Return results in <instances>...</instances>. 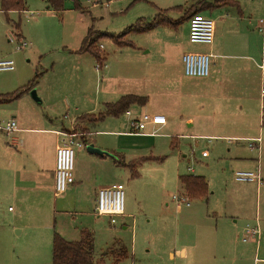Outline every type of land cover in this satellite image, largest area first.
<instances>
[{
  "label": "rangeland",
  "instance_id": "obj_1",
  "mask_svg": "<svg viewBox=\"0 0 264 264\" xmlns=\"http://www.w3.org/2000/svg\"><path fill=\"white\" fill-rule=\"evenodd\" d=\"M26 1L27 11L0 10V57L11 59L14 64L13 70L0 71V123L15 116L16 120H25L29 126L37 129L50 128L48 123L53 124L51 126L63 125L69 128L70 120L75 116L89 110L98 112L102 109L101 103H89V98H85V95L91 91L94 94L95 90L99 93L110 80L105 79V70L95 73L92 57L74 52L80 46L88 28L94 35L98 32L118 34L135 24L139 18L148 20L154 17L158 11L153 6L154 3L161 9L183 6V12L188 14L194 7H199V1H202V4L214 2L78 0L79 7H75L72 0H65L64 10L55 12L47 9L39 0ZM238 9L242 11L241 15H238ZM201 14L214 22V44L191 43L188 40L186 21L183 20L174 28H164V31L159 27L160 30L156 33L159 34L157 36L160 42L155 47V52L160 53L164 47L170 62L178 58L180 51L211 53L210 71L214 64L218 67L226 63L245 67L248 63L259 65L262 59L264 60V32L255 28L259 20L264 18V0H238V6L216 8L211 14L203 10ZM168 16L173 22L178 21L183 13L174 10L168 13ZM232 16L235 18L225 21L226 17ZM12 33L17 35V38H20L21 34L29 43L28 46L17 50L18 41ZM168 35L170 41L162 42L165 40L163 37ZM249 35L253 37L251 59L240 50ZM126 39H133L141 46V53H144L151 38L149 34L142 33L129 34ZM230 42H234V48L230 47ZM99 44L104 47L102 52L109 66L110 54L118 48L108 37L99 38L97 46ZM119 57L122 58V54ZM260 73L259 69L253 68L251 75L258 78ZM234 79H237V76H234ZM33 81L34 84L30 86ZM32 92L36 94L35 98ZM143 92L148 91L144 89ZM238 96L235 92V103ZM6 98L7 100L1 101ZM47 104L52 105V111L47 109ZM94 107L95 109H92ZM126 117H107L91 129L76 124L81 137H86L91 130L85 146H73V177L78 174L81 181L78 179L73 187L68 185L66 190L57 196L52 189L43 190L39 197H34L28 190L23 195L20 192L14 193V178L8 175L9 180L0 187V264H51L53 233L72 241L80 238V231L83 229L89 230L93 235L95 259H102L101 254L118 241L128 251L127 258L118 264H133L148 248L172 241L175 225L181 222V216L177 214L175 203L171 200L172 195H181L179 175L206 172L211 177V184L218 191L224 192L226 188L237 190L241 185L234 182L233 172L250 171L254 168L250 162L253 160L247 159L254 155L245 150H250L248 144L254 141H249V137L258 136L259 140L264 139V125L261 133L259 129L252 131L240 128L229 133L217 130L213 133L204 132L202 136L196 133L197 137H178L175 146L170 144L177 136L172 131H167L168 135L161 131L163 136L153 138L119 137L105 133L128 130L129 121ZM93 118L94 115L82 117L78 122L91 124ZM0 136L7 141L12 151L22 150L8 142L12 141V133L6 135L0 131ZM17 136L22 140L19 134ZM55 139L56 136L52 132L38 131L37 134L31 133L25 140L31 151L37 148L44 154L50 147L53 148ZM90 144L110 155L100 157L89 153L86 146ZM229 144H238L239 152L245 156V160L236 164L226 158ZM117 147L128 148L123 153L125 165L123 161L122 164L116 160L117 154L111 153L112 150H117ZM254 151L256 152V148ZM203 152L207 155L203 156ZM2 154L5 162L13 160L9 152ZM26 154L20 157V161L29 163ZM129 164L137 170V176H131L133 169ZM113 182H121L124 186L125 217L117 216L114 218L115 223L111 224L108 216L98 218L93 213L92 201L95 190ZM253 198L252 209L258 208L260 218L264 219V196L257 200L254 194ZM15 224L25 227L22 235L16 234L13 228ZM46 227L49 229L47 236L44 229ZM30 229H33V236L40 239L34 240ZM112 260L111 255H105V264H111ZM163 264H167L166 261Z\"/></svg>",
  "mask_w": 264,
  "mask_h": 264
},
{
  "label": "crops",
  "instance_id": "obj_2",
  "mask_svg": "<svg viewBox=\"0 0 264 264\" xmlns=\"http://www.w3.org/2000/svg\"><path fill=\"white\" fill-rule=\"evenodd\" d=\"M42 4L44 3L42 2ZM153 6L156 7L155 9H161L158 4L154 3ZM216 8H212L208 10V12L211 14ZM27 9L28 8L24 11H27ZM239 14H242L240 9H238V15ZM221 16L227 15L221 14ZM232 18L235 17H226L225 21ZM240 18L242 17L240 16ZM185 21L188 35V20ZM159 27L162 26L144 32V34H149L151 38L150 42L145 46L146 49L144 53H141V46H138L133 39L129 40L132 43L131 45H116L117 48L122 51L116 49L111 52L109 66L106 64L107 59L102 52L104 47L101 44L98 45L100 51L99 59H96L87 52H77L87 33L83 37L80 46L74 51L77 54H88L92 57L95 73L105 70V79L110 80V83L99 93L95 90L94 94H92L91 91L85 95V98H89V103L98 101V103L102 104L103 109L104 104L115 102L125 95L145 96L147 98L144 105L132 104L125 113L120 115L127 116L126 119L129 121L128 130L106 131L105 133L119 137L135 136V138H153V136H163L162 133L160 134L161 131H164L166 133L165 135H168L167 131H172L177 135L170 141L172 146H175L174 143L178 137H197L196 133L200 136H202L204 132L213 133L217 130L229 133L231 130L240 128L252 131L259 129L261 133L264 122L261 121L260 90L262 84H264V70L260 69L256 63H253V65H251L252 63H248L245 67H240L239 64L235 66L230 63H226V65L222 64V67H218L214 64L207 77H187L183 73L181 56L189 51H180L178 58L172 62H170L169 58L166 56V49L164 47L161 48L160 53L155 52L157 51L155 47H157L160 42L158 38L159 34L156 33L158 32L157 30H160ZM258 27L257 24L255 28L259 31ZM162 28L164 31V28L170 27L163 26ZM140 34L142 33L135 35ZM250 35L247 37L246 42H243L241 45L242 49H240L248 58L251 57L250 55H253V37ZM215 36L216 27L214 28V40ZM169 38L170 35L165 38L163 37L165 40L162 42L170 41ZM214 40L212 44H214ZM228 44L232 45L230 46L231 48H234V42ZM121 54L122 58L119 57ZM97 63H102L104 66L96 70L95 65ZM253 68L260 70L261 73L258 78L252 77L251 75ZM234 76H237V79H234ZM144 89L148 92H143ZM235 92L239 94L238 98H236V103L234 102ZM51 106L52 105L49 104L46 105L47 109L50 111H52L50 108ZM92 109H95V107ZM102 109L100 111H102ZM98 112L89 110V112L75 116L70 120L69 128L63 125L60 127L57 125L51 126L53 124L48 123V127L50 128L42 127L41 129H37L29 126L25 120H16L14 118L15 116H12L11 119H15L16 121L17 131L12 132V141L8 140V142L14 147H20L22 150L20 152L12 151L9 144L6 143L7 141L0 136V187L5 181L9 180L8 177L10 176V178H14L12 187L14 193L20 192V194L23 195V193L25 194L26 190H28L34 197H39L42 195L43 190H54L55 149L64 138L57 132L79 131L78 128L75 127L76 124H78V126H88L91 129L98 122L88 124L78 122V120L83 115H95ZM143 112L162 115L165 117V123L162 125L149 126L147 128L149 130L146 129L143 134H132L130 132V121ZM234 118H236L235 121ZM38 131L52 132L56 136V142L53 148L50 147L44 154L37 148L31 151L26 144L25 139L27 136L31 135V133L37 134ZM18 134L22 137V140L18 138ZM90 134L91 130L86 137H81L84 146ZM249 138V141L256 139L252 147L249 146L250 143L248 144V148L251 151L245 149L247 152L252 153L250 155H254L247 158L253 160L250 162L251 165L253 164L254 168L250 171L258 170L261 177L264 179V139L262 138L259 140L260 137L258 136ZM255 148L256 152L254 151ZM116 149L117 150H112L111 153L114 155L117 154L120 163L123 161L125 165L126 162L123 153L124 151L126 152L128 148L117 147ZM3 152H9V154L13 156V160L11 162H5L2 154ZM25 154L28 155L30 160L29 163L20 161V157L25 156ZM91 154L98 155L96 153ZM202 155L204 156L207 154L203 152ZM227 155L226 158H229L231 162H236V164L245 160V156H242L239 152L238 144H229ZM98 156L104 157L106 155ZM75 175L74 182L70 184V187H73L78 179L80 180L81 178L78 174ZM183 175L203 176L209 190L207 197L194 200L188 198L189 205L184 203L179 205L173 200L172 195L171 200L175 203L176 212L181 216V222L176 224L177 228L175 225L172 241L166 244L156 245L153 248H148L146 252L139 257V260H146L144 263H150L147 261H160L159 263H164V261H166L167 264H264V219L260 218L258 208L252 209L254 194L257 200H259L262 195L264 196V185H259L256 182H238L234 180V182L240 184L241 187L237 190L226 188L223 192L220 190L218 191L211 184V177H209L206 172ZM178 183L180 184L179 179ZM97 190L94 191L92 201L94 214ZM54 194L56 196L58 195L55 193V190ZM182 194H185L183 189L181 191V195ZM191 201L193 205H191ZM95 215L98 218L107 216ZM123 217H125L124 213L120 218ZM246 224L258 225V238L242 241L243 230ZM13 228L18 235H22L25 230V227L19 224H15ZM44 229H46L45 236H47V230L49 229L48 227ZM30 234L34 240L40 239L33 236V229H30ZM132 256H134V252ZM139 260L133 261V264L143 262Z\"/></svg>",
  "mask_w": 264,
  "mask_h": 264
},
{
  "label": "built area",
  "instance_id": "obj_3",
  "mask_svg": "<svg viewBox=\"0 0 264 264\" xmlns=\"http://www.w3.org/2000/svg\"><path fill=\"white\" fill-rule=\"evenodd\" d=\"M259 31L264 32V18L258 22ZM13 34V33H12ZM14 37L15 34H13ZM18 45L17 50H23L28 46V42L20 35L16 37ZM188 40L191 43H206L211 44L214 40V22L211 18L204 16L201 12L192 14L188 19ZM102 47V46H100ZM211 54L203 52H186L181 56L183 73L187 77H207L210 72ZM104 64L97 63L96 70H99ZM264 70V60L258 65ZM14 69V64L11 59L0 57V71H11ZM261 96V121L264 122V84L260 90ZM165 123V117L158 114H150L143 112L130 121L132 134H143L149 126L162 125ZM0 131L6 134L17 131V126L14 119H9L0 123ZM64 137L61 143L55 149V168H54V190L56 194H60L66 190V187L74 182L73 177V146L82 147L84 143L81 140V134L77 131L73 132H57ZM250 142L252 147L254 142ZM233 179L238 182H256L259 185H264V179L259 171L237 170L233 172ZM124 186L122 183H113L103 186L97 190L95 214L107 215L110 217V222H115V217L121 216L124 213ZM173 200L180 204L189 205V199L185 194L173 195ZM259 237L258 225L246 224L243 230L242 241H249ZM135 264H163L158 262L144 263L138 262Z\"/></svg>",
  "mask_w": 264,
  "mask_h": 264
},
{
  "label": "trees",
  "instance_id": "obj_4",
  "mask_svg": "<svg viewBox=\"0 0 264 264\" xmlns=\"http://www.w3.org/2000/svg\"><path fill=\"white\" fill-rule=\"evenodd\" d=\"M43 2L47 9L62 12L64 10L65 0H39ZM75 7H79L78 0H72ZM136 1V0H134ZM207 2V1H206ZM199 1V7H194L191 13L185 14L183 12V6L172 7L169 9H159L154 17L145 20L144 18H139L135 24L125 28L120 33H107L103 32L95 33L91 32V29L87 31L80 48L77 52H87L93 55L96 59L100 57V51L97 46V42L101 37L110 38L118 46L131 45L132 43L126 39L129 34H139L152 30L158 26L164 27H176L178 22L183 20H188L189 17L197 12L203 10H210L216 7L225 6H238V0H214L213 3L207 2L202 4ZM202 4V5H201ZM196 6V5H195ZM25 0H0V10L3 12L18 11L22 12L26 10ZM193 8V7H192ZM174 10H180L183 16L179 18L178 21L171 22L168 13ZM16 28V27H15ZM17 29V28H16ZM18 30V29H17ZM16 31V30H14ZM34 81L29 85L32 86ZM7 100L3 99L1 101ZM147 101L145 96L136 95H125L120 97L118 100L112 103L104 104L102 111L94 115L92 123H97L102 121L107 116L118 117L125 113L130 105L139 104L144 105ZM83 115L82 117L91 116ZM118 158V156H116ZM116 160L120 163L119 158ZM129 166L133 169L131 171V176L135 177L138 175L137 170L134 169L132 165ZM181 187L184 193L190 200L206 198L209 190L207 182L203 176L199 175H180L178 177ZM105 255H111L113 257L111 264H118L124 258H127L128 251L127 248L120 242L116 241L111 247L107 248L105 252L101 254L102 259H95L93 256V235L89 230L83 229L80 231V238L78 240H66L61 235L53 233L52 244H51V264H105Z\"/></svg>",
  "mask_w": 264,
  "mask_h": 264
},
{
  "label": "water",
  "instance_id": "obj_5",
  "mask_svg": "<svg viewBox=\"0 0 264 264\" xmlns=\"http://www.w3.org/2000/svg\"><path fill=\"white\" fill-rule=\"evenodd\" d=\"M31 94H32V96L35 98L36 94H35L34 92H32ZM86 149H87V151L90 152V153H96V154H98V155H110V154H109L108 152H106V151H103V150H101V149H99V148H95L92 144L87 145V146H86Z\"/></svg>",
  "mask_w": 264,
  "mask_h": 264
}]
</instances>
